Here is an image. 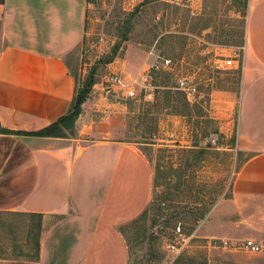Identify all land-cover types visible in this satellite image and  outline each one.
<instances>
[{
    "label": "crops",
    "instance_id": "crops-1",
    "mask_svg": "<svg viewBox=\"0 0 264 264\" xmlns=\"http://www.w3.org/2000/svg\"><path fill=\"white\" fill-rule=\"evenodd\" d=\"M87 5L86 0H4L2 127L35 132L66 113L74 81L64 59L83 39ZM241 50L239 94L213 91L210 106L220 133L235 135L236 151L248 154L231 187L230 223L260 244L264 0H248ZM90 99L77 120L88 115ZM84 126L81 136L92 130L89 123ZM78 139L0 134V212L41 214L43 220L61 217L43 230L36 264H128L120 227L149 205L152 167L133 143L98 139L83 145Z\"/></svg>",
    "mask_w": 264,
    "mask_h": 264
},
{
    "label": "rangeland",
    "instance_id": "rangeland-1",
    "mask_svg": "<svg viewBox=\"0 0 264 264\" xmlns=\"http://www.w3.org/2000/svg\"><path fill=\"white\" fill-rule=\"evenodd\" d=\"M87 4L83 39L64 62L78 84L95 67L97 82L85 106H89L88 115L84 113L77 120L68 138L78 139L82 126L88 127L89 123L90 134L84 133L78 139L83 145L98 139L138 145L153 176L158 164L167 171L164 183L160 180L152 187L151 200L176 182L168 166L180 163L179 151L190 148L193 141L206 149L194 173L186 172L185 182L175 188L178 192L174 199L163 206L162 220L171 219V225L149 228L147 219L146 230L138 229L137 238L131 242L129 264H176L173 262L182 254L185 260L181 264H264V238L258 239L260 252H249L239 245L251 239L230 223L234 219L229 201L231 187L248 154L236 151L231 142L233 135L225 138L220 133L210 106L213 91L239 94L236 70H240L242 47L237 45L245 37L247 10L243 14L242 4L234 0H91ZM2 5L0 51L4 46ZM135 8L138 11L129 22L127 40L120 42V32L127 27L125 21ZM200 19L209 21L207 30H200ZM118 43V56L113 62H100ZM163 58L172 60L170 70L160 67ZM229 59L233 62L228 65ZM160 73H166L168 85L176 88L181 75L195 83L196 100H202L201 116L174 115L161 100L154 99V84L160 81ZM143 77L147 78L145 89H141ZM130 88L136 96L127 95ZM214 130L220 134H213ZM205 133L209 134L204 136ZM212 201L206 217L195 227L191 214H183L186 205L199 209ZM53 221L41 219L39 226L38 218L0 214V264H36V243ZM177 228L181 231L177 232ZM224 240L238 246L224 247ZM176 243L177 250L168 248Z\"/></svg>",
    "mask_w": 264,
    "mask_h": 264
},
{
    "label": "trees",
    "instance_id": "trees-1",
    "mask_svg": "<svg viewBox=\"0 0 264 264\" xmlns=\"http://www.w3.org/2000/svg\"><path fill=\"white\" fill-rule=\"evenodd\" d=\"M236 1H239L242 4L243 14H245L247 10V6H248V0H234V2ZM86 2L90 3L91 0H86ZM3 3H4V0H0V5H2ZM137 11H138V8H135L131 13H129V17L125 21V25L127 27H125L124 30L120 32V42L121 41L124 42L127 40L126 34L129 31V27H130L129 22L135 16ZM199 23L201 24V27H200L201 31L207 30L210 27L208 20L205 21V20L200 19ZM190 31L195 32V29H191ZM243 39L238 43L237 46H241V47L243 46L244 44ZM218 44L227 45V43H218ZM119 46H120V43L114 45L110 53L105 55L100 60V62H102L103 64H110L111 62H113V60L118 56ZM236 73L238 75L237 84H239V87H240L241 70L237 69ZM94 74H95V67H92L90 72L83 78V80H81L79 84H78L76 75L74 74L72 75V78L74 81V91H73V95H72L69 107L65 114L58 117L51 124L35 132L12 131V130H8L2 127L0 124V134L36 136V137H44V138H68L69 134L70 135L73 134L74 129H75V123L82 111V106L86 102L87 98L89 97L92 87L97 82ZM158 75H160V81L154 84L157 87L156 91L154 92L155 93L154 99L156 101L161 100L162 105L166 106L167 108H170L171 112L174 115H179V116L187 117V118H190L191 115H193L194 117L201 116L202 114V109H201L202 102L201 101L202 100L201 101L196 100L198 95H195V97L190 98L187 96L185 92L178 90L176 87L168 85L170 79L166 73H160ZM212 133L220 134L217 130L212 131ZM208 134L209 133H205L204 136ZM231 142L235 144V135L231 137ZM179 152H180L179 155L181 158L180 163H178L176 167L168 166L170 170L169 172H171L172 175L174 174L173 176L176 181L174 185L170 187L169 186L166 187L164 192H162L161 194H158L154 199L150 200L149 205L134 220L120 227V233L125 240L127 250H128V259H129L128 264L131 260L129 258V251L131 250V242L137 238L138 229L146 230L147 219H149V225H148L149 228H153L159 225L165 228L166 226L171 225V223L169 222L171 219H168V221L166 222L162 220L163 212H164L163 206L166 202L172 201L174 199V196H176L175 195L176 192H178V189H175V188L178 186L180 188L181 183L183 184V182H185L184 177L186 176V172L194 173L195 168H197L199 163L202 161L206 153V149L201 148L198 145L197 141H193L190 148H184ZM239 154L241 155V152H239ZM165 173H167V171H164L160 167V164L155 166L154 176H152V187L154 185H157V183L160 180L164 183ZM203 203H206V201H204ZM213 204L214 202L212 201L207 206L204 205L202 207H198L199 209L193 208L189 204V205H186L187 207L183 211V214L184 213L191 214V216L193 217V225L195 227V225L198 222L202 221L206 217L207 213L209 212ZM2 213L16 214V215H21V216H27L30 218H38V225L41 223V219H43V216L41 214H35V213L0 212V214ZM60 218H61L60 216H53V219H54L53 222H55V220H58ZM175 227L176 226L174 225L173 230L175 229ZM128 232L131 234L127 235ZM36 247H37L36 259L38 260L39 241H37ZM184 260L185 258L182 254L179 257H177L173 263L181 264V263H184ZM187 262L192 263L193 261L189 260Z\"/></svg>",
    "mask_w": 264,
    "mask_h": 264
},
{
    "label": "built area",
    "instance_id": "built-area-1",
    "mask_svg": "<svg viewBox=\"0 0 264 264\" xmlns=\"http://www.w3.org/2000/svg\"><path fill=\"white\" fill-rule=\"evenodd\" d=\"M186 1L189 2V3H192V2H195V1H198V0H186ZM234 56H235L236 59L238 58V55L236 53L234 54ZM232 62H233V59H229V60L226 61V64L229 65ZM160 64H161L160 67L162 68V70L166 71V70H170L172 68L173 62L169 58H163L160 61ZM146 82H147V78L143 77L142 84H141V89L142 88L145 89ZM176 84H177V89L180 90V91L185 92L188 97H190V98L195 97L197 89H196V86L194 85L195 83H193L189 79L188 76L181 75V76L177 77ZM124 87H125V84L122 83V88H124ZM127 95L130 96V97L136 96L134 91L131 88H130V90H128ZM146 96H149V95L145 94L144 97H146ZM177 232H180L179 228H177ZM178 236L181 237V234H179ZM181 240H183V239H181ZM221 245L224 246V247H231V246L236 247V246H238L237 244L230 243L229 241H226V240L222 241ZM239 246L241 248L249 251V252H254V253L260 252L261 249H262L261 245L257 244L253 240H245ZM168 248L171 249L172 251L177 250V243H176V245H174V244L168 245Z\"/></svg>",
    "mask_w": 264,
    "mask_h": 264
}]
</instances>
